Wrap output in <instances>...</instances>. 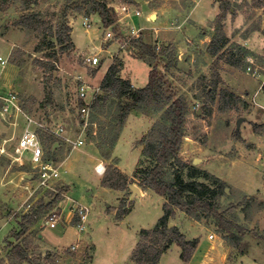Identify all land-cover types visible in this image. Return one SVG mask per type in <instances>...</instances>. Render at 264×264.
I'll list each match as a JSON object with an SVG mask.
<instances>
[{
  "label": "rangeland",
  "instance_id": "obj_1",
  "mask_svg": "<svg viewBox=\"0 0 264 264\" xmlns=\"http://www.w3.org/2000/svg\"><path fill=\"white\" fill-rule=\"evenodd\" d=\"M105 1L114 7L123 4V0ZM229 1L232 12L224 28L229 39L225 48L228 54L216 61L208 52V45L214 35L220 0H135L136 4L131 6L141 11L142 16L118 15V30L105 28L98 16L86 15L89 0H38L31 7L42 14L38 33L15 25L26 12L24 0H0V57L8 61L4 66L0 63V96L18 95L25 114L35 121L46 156L52 157L60 171V178L52 184L53 191L38 189L37 177L29 163L30 154H25L23 165L15 162L11 154L25 128L24 119L18 115L4 120L0 115V264H12L7 244L8 240L16 242L12 232L18 231L19 226L14 216L21 219L38 208L41 199L51 202L54 194L60 196L58 203L42 214L43 221L28 233L30 254L40 264H136L133 261L136 248L149 244L139 241L140 233L155 228L163 216L166 199L150 191L131 202L133 209L128 216L118 218L121 203L127 200L128 205L132 192L129 188L120 194L104 187L96 166L101 158L105 161V172L109 166H117L129 180L136 177L138 183V165L145 148L141 142L160 120L161 113L148 107L132 111L112 148L113 135L109 129L101 131L99 121L91 127L99 137L89 139L90 127L85 125L88 122L82 125L78 102L83 84L80 79L93 86L100 85L105 71L117 58L125 62L123 77L131 78L137 88L148 84L151 65L130 57L125 49L126 42L136 38L133 29H140V37L158 51L165 44L176 50L177 66L168 72L161 67V72L169 88L185 96L190 106L181 160L226 184L225 195L220 199L222 210L232 209L229 218L247 232L235 247L214 224L198 222L178 211L170 220L172 228L177 227L187 240L200 241L189 264H264V0L260 6L255 0ZM86 19L89 28L84 25ZM63 21L72 28L75 44L67 54L60 53L59 45L53 48L48 45L49 41L56 42L54 35ZM110 31L116 37L107 40ZM240 46L247 51L244 57L237 49ZM97 55L102 63L92 66L91 59ZM233 55L235 60L241 57L240 66L229 61ZM58 57L55 67H51L53 64L47 60ZM249 67L260 76H253ZM216 72L222 82L215 88V99L211 101L205 89ZM222 90L233 92L241 100L223 99ZM90 96H86L87 100ZM1 104L0 100V108ZM241 118L244 120L238 129ZM99 120L109 122L104 116ZM41 125L52 129L63 126L71 139L86 142L72 149L58 140L61 144L53 146L51 154L47 132L40 130ZM196 159L200 162L194 164ZM182 174L186 178V171ZM213 181L210 177L208 183ZM73 205L89 209L82 232L75 223L67 224ZM51 212L61 213L65 223L62 221L56 229L45 227L44 220ZM210 235H214L213 240ZM52 239L60 245L50 244ZM48 253L55 261L44 260ZM180 256L181 248L173 244L159 264H185Z\"/></svg>",
  "mask_w": 264,
  "mask_h": 264
},
{
  "label": "trees",
  "instance_id": "obj_2",
  "mask_svg": "<svg viewBox=\"0 0 264 264\" xmlns=\"http://www.w3.org/2000/svg\"><path fill=\"white\" fill-rule=\"evenodd\" d=\"M255 1H258L259 6L263 4L262 0ZM89 2L90 9L86 15L98 16L105 28L112 27V29L118 30V26H116L118 17L116 7L105 0H89ZM24 3L27 7L26 12L21 14L19 19L15 21V25L24 27L30 32L38 33L41 31L42 14L38 10L31 9L33 5L38 4V0H24ZM123 4L134 5L136 2L135 0H123ZM231 10L232 6L229 0H220V12L215 19L214 35L208 45V52L216 57V61L222 60L228 54L225 48L229 43V39L224 28L226 18ZM71 34L72 28L66 21H63L54 35L56 42L49 41L48 45L51 48L55 45L61 46V54L70 53L75 47ZM125 49L130 57L151 65L148 84L143 88L135 87L130 79L122 76L125 68L124 60L120 58L114 60L99 85L100 92L91 105L87 127H90V130H88L89 139L91 136L98 138L99 134H94L91 127L94 126L96 121H99L100 130L106 131L109 129V132L113 135L111 147L114 148L119 133L123 130L132 111H142L148 107L153 108L156 113H161L160 120L154 124L151 131L141 142V144H145V148L141 164L138 165L139 182H136V177H134V180H129L126 174L117 166H109L102 179V185L113 190L127 191L130 185L136 183L144 191H153L166 199L163 216L159 219L155 228L141 231L139 241H145L149 244H143V246L136 248L133 261L136 264H159L163 254L173 244H176L181 248L180 257L182 261L185 264L191 262L200 241L198 239L187 240L186 236L177 227H169L170 220L175 218L178 211L198 222L205 221L206 224H214L223 238L237 247L247 232L242 225L229 218L228 215L232 213V209L222 210L220 199L225 195L226 184L220 182L208 172L201 171L197 166L186 164L180 157L186 137L185 127L190 114V106L185 96L178 95L169 88L167 78L161 72V67L168 72L177 66L176 50L172 45L165 44L158 51L156 46L147 43L142 37L127 41ZM237 49L243 57L247 53L242 46ZM235 56L233 55V58L229 61L238 67L240 66L239 58L241 57H236L235 60ZM59 59L60 57L54 60L48 59L47 61L52 63L51 67L54 68ZM101 63L99 64L101 65ZM221 82L219 73H214L213 82L205 89V94L209 100L214 101L215 88ZM221 94L222 98H226L228 101L238 102L241 100L240 97L228 90H222ZM78 102L80 106L84 103L80 97ZM100 116L109 119L108 124L99 120ZM81 122L83 125L84 120ZM45 136L49 141V152L53 154V146L56 143L61 144V142L49 134ZM50 157L48 156V158ZM182 171H186V178ZM210 177L213 178V183H208ZM54 195L51 202H46V198L41 199L37 203L38 208L23 215L21 219L17 215L14 216L18 222L19 230L12 232V238L16 242L8 240L7 244L8 259L12 264H40L39 260L30 254L28 233L39 221H43L42 214L49 212L58 203L60 196ZM126 201L124 200L121 203L118 218L128 216L133 209V203L127 205ZM233 217L235 218V216ZM43 258L46 261H55L50 253L43 256Z\"/></svg>",
  "mask_w": 264,
  "mask_h": 264
},
{
  "label": "built area",
  "instance_id": "obj_3",
  "mask_svg": "<svg viewBox=\"0 0 264 264\" xmlns=\"http://www.w3.org/2000/svg\"><path fill=\"white\" fill-rule=\"evenodd\" d=\"M116 11L118 15L125 16L126 18L142 16L141 11L135 10L129 4H122L121 6L116 7ZM84 25L87 26V28L91 26L89 23V19L85 20ZM140 31V29H133V37L139 38ZM114 36L115 35L113 32H107L106 39H113ZM249 61L252 62L251 60ZM7 62L8 61L6 59L0 57V63L3 66L6 65ZM100 62L101 58L98 55L94 56L91 59L92 66H97ZM248 71L255 77L260 76L258 71L253 70L251 67L248 68ZM80 80L83 82L80 87V98H82L84 102L80 108V114L83 115V120L85 123H87L91 105L93 104V101L96 98L97 94L100 92V87L89 84L88 82L83 80V78H81ZM89 94L91 96L87 100L86 96ZM0 100L2 101L0 115L2 116V118H4V120H10L12 118H16L18 115H22L25 117L27 122V125L19 139L17 147L11 150V154L14 157L15 162L23 165V158L25 154H30L29 163L32 167V172L37 177L38 189L53 191L52 184L60 178V171L55 165V162L52 159L48 158V156H46L44 144L38 132V128H36L35 121L25 114L20 103V99L16 93H10L5 97L0 96ZM40 130L42 132H47V134L53 136L57 140H61L67 143L72 149H77L84 145L86 142L85 139L81 138H78L76 140L71 139L68 135H66V131L63 126L57 129H52L41 125ZM97 170L98 172H100L99 166L97 167ZM71 213L72 220H76L75 226L78 231H84L86 229L89 209L81 205H73V209L71 208ZM62 221L65 223V217L61 213L59 214L56 212H51L46 216L44 225L45 227H48L50 229H56L61 225ZM209 239L213 240L214 235H210Z\"/></svg>",
  "mask_w": 264,
  "mask_h": 264
},
{
  "label": "crops",
  "instance_id": "obj_4",
  "mask_svg": "<svg viewBox=\"0 0 264 264\" xmlns=\"http://www.w3.org/2000/svg\"><path fill=\"white\" fill-rule=\"evenodd\" d=\"M107 71V70H106ZM106 71H105V73H106ZM105 73H104V76H105ZM104 76H103V78H104ZM103 78L100 80V82L99 83H101V81L103 80ZM125 78V77H124ZM128 79H130L131 80V78H128ZM132 81V80H131ZM134 85V84H133ZM99 86V85H98ZM135 86V85H134ZM21 117H22V119H24V122H25V127H26V125H27V122H26V120H25V118L22 116V115H20ZM25 129V128H24ZM24 131V130H23ZM90 144H92V142H89ZM68 145V144H67ZM56 147H59V144L57 143V144H55L54 145V148H56ZM80 148V147H79ZM78 149V148H77ZM105 161L103 160V159H101L100 158V160H99V162H98V164H97V166H96V169H97V167L98 166H103L104 167V170L102 171V172H98V170H97V173H98V175L101 177V181H102V179H103V175L105 174V163H104ZM139 189H140V192H141V196H139V197H144L148 192H150V190H146V191H144L143 189H141L139 186H137ZM111 190H113V189H111ZM67 190H65V192H66ZM115 191H117V190H115ZM120 194L123 192V191H118ZM67 194H68V191H67ZM137 198V197H136ZM121 199V198H120ZM75 203V202H74ZM70 222H71V224L72 223H74V221L72 220V217L68 220V222H67V224H70ZM69 226V225H68ZM63 227V226H62ZM63 231H64V233L66 232V230H65V227H63ZM41 237V236H40ZM210 241V240H209ZM54 242H56V243H54ZM50 244H52V245H60V243L58 244V242L57 241H53V239L52 240H50Z\"/></svg>",
  "mask_w": 264,
  "mask_h": 264
},
{
  "label": "water",
  "instance_id": "obj_5",
  "mask_svg": "<svg viewBox=\"0 0 264 264\" xmlns=\"http://www.w3.org/2000/svg\"><path fill=\"white\" fill-rule=\"evenodd\" d=\"M152 18H154V16H152ZM107 53V52H106ZM244 119H239V121H238V129H239V126H240V123L243 121ZM200 162V160L199 159H196V160H194V164H197V163H199ZM130 190H131V192H132V194H131V196H130V198H129V200H128V204H130L136 197H139V196H141V192H140V189L136 186V185H130ZM170 226V228H172V224H170L169 225Z\"/></svg>",
  "mask_w": 264,
  "mask_h": 264
},
{
  "label": "bare ground",
  "instance_id": "obj_6",
  "mask_svg": "<svg viewBox=\"0 0 264 264\" xmlns=\"http://www.w3.org/2000/svg\"><path fill=\"white\" fill-rule=\"evenodd\" d=\"M99 170H100V172H102L104 170V167L103 166H99Z\"/></svg>",
  "mask_w": 264,
  "mask_h": 264
}]
</instances>
